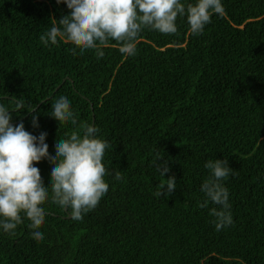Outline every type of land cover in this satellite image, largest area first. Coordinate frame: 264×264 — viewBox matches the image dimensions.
<instances>
[{"label": "trees", "instance_id": "16d2710c", "mask_svg": "<svg viewBox=\"0 0 264 264\" xmlns=\"http://www.w3.org/2000/svg\"><path fill=\"white\" fill-rule=\"evenodd\" d=\"M0 264H264V0H0Z\"/></svg>", "mask_w": 264, "mask_h": 264}, {"label": "water", "instance_id": "95a60500", "mask_svg": "<svg viewBox=\"0 0 264 264\" xmlns=\"http://www.w3.org/2000/svg\"><path fill=\"white\" fill-rule=\"evenodd\" d=\"M66 207H67V205H66Z\"/></svg>", "mask_w": 264, "mask_h": 264}]
</instances>
